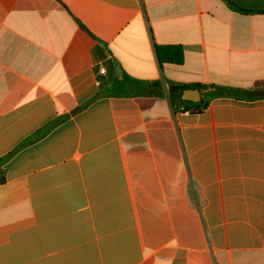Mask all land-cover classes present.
<instances>
[{
    "label": "crops",
    "instance_id": "crops-1",
    "mask_svg": "<svg viewBox=\"0 0 264 264\" xmlns=\"http://www.w3.org/2000/svg\"><path fill=\"white\" fill-rule=\"evenodd\" d=\"M193 85L264 92V0H0V264H264V96Z\"/></svg>",
    "mask_w": 264,
    "mask_h": 264
},
{
    "label": "trees",
    "instance_id": "trees-1",
    "mask_svg": "<svg viewBox=\"0 0 264 264\" xmlns=\"http://www.w3.org/2000/svg\"><path fill=\"white\" fill-rule=\"evenodd\" d=\"M227 1V0H226ZM155 54L157 57V60L159 64L161 63H174V64H180L183 60V51L180 47L178 46H156L155 47ZM194 87H198L200 89L204 88H210L214 90L216 96H228V97H235V98H252V97H261L264 96V92L261 91H255V92H246L243 94L238 93L237 91L229 88H224V87H218V86H210V87H205L201 85H193ZM186 88V86L183 85H169V94L171 97V101L173 104L176 102L178 103H187L185 101H182L179 99L181 91ZM206 107V103H202L201 106H196L194 109V112H198L199 110H202ZM0 158V163L4 162L5 159Z\"/></svg>",
    "mask_w": 264,
    "mask_h": 264
},
{
    "label": "water",
    "instance_id": "water-1",
    "mask_svg": "<svg viewBox=\"0 0 264 264\" xmlns=\"http://www.w3.org/2000/svg\"><path fill=\"white\" fill-rule=\"evenodd\" d=\"M191 93H197L199 95L198 90H184L181 93V99L185 101H192L195 102L196 100L193 98V94Z\"/></svg>",
    "mask_w": 264,
    "mask_h": 264
},
{
    "label": "built area",
    "instance_id": "built-area-1",
    "mask_svg": "<svg viewBox=\"0 0 264 264\" xmlns=\"http://www.w3.org/2000/svg\"><path fill=\"white\" fill-rule=\"evenodd\" d=\"M100 72H101V73H103V72H104V71H103V69H102V70H100Z\"/></svg>",
    "mask_w": 264,
    "mask_h": 264
}]
</instances>
